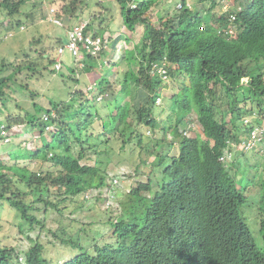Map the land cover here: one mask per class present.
I'll return each mask as SVG.
<instances>
[{
    "label": "trees",
    "instance_id": "1",
    "mask_svg": "<svg viewBox=\"0 0 264 264\" xmlns=\"http://www.w3.org/2000/svg\"><path fill=\"white\" fill-rule=\"evenodd\" d=\"M116 1L125 30L133 33L142 27L143 33L139 45L132 44L125 51L121 84L112 87L103 78L98 82V92L109 93L106 101L111 106L105 107L103 115L95 109L98 118L93 119L91 112H87L83 119L76 120L74 100L69 104H49L44 113L53 111L57 118L50 120L56 123L55 131L49 134L51 141H46L42 150L29 153L30 161L40 167L46 163L48 167L39 171L29 165L0 163V201L7 202L31 230L37 225L42 229L44 222L30 213L37 211V204L44 211L52 208L61 214L58 207L65 201L85 204V193L105 186V178H111L100 168V163L88 164L91 155L107 156L114 154L116 148L126 159H131L130 151H136L141 158L149 140L143 138L144 130L158 132L161 138L153 139V148L162 149L175 143L179 150L174 158H168L169 152H160L164 159L152 166V174L164 181H158L154 189L149 175L147 184L131 189L123 219L118 224L109 222L114 229L115 244L94 245L90 252L73 237L61 239L62 244L76 253L63 264H182L178 245L191 241L186 235L188 226L197 223L212 230L221 226L225 239L248 236L233 264H264V255L255 249L248 227L237 217L243 191L236 189L235 182L244 188L250 183L245 176L234 179L218 162L228 141L238 145L248 135L249 128H242L246 118L256 113L257 122L264 121V0H229L232 2L229 12L222 14L212 11L218 6L216 0H192V5H186L188 0H180L179 10L170 0ZM88 2L70 0L65 4L62 14L57 15L67 17L60 27L66 30L71 20L79 23L78 19L90 10ZM32 3L42 4V0H0V14L9 21L6 35L21 28V9ZM131 3L133 9L129 8ZM161 3L165 6L159 10ZM208 4L211 6L207 7ZM94 6L105 9L101 3L91 8ZM26 17L33 19L31 13ZM91 26L88 24L87 30ZM65 30L64 36L55 40L47 35L46 46H38L43 38L31 40V49L20 62H0V104L4 110L8 108L3 100L9 90L13 92L18 86L28 91L29 87L19 82L18 76L23 74L25 78L28 73L26 78L30 81L38 68L58 73L54 65L57 48L65 40ZM125 40L130 43L129 37ZM163 63L169 79L176 84V91L167 100L168 109L161 111L156 100L164 83L149 72L153 65ZM86 66L79 71L83 80L75 79L78 77L75 72L70 77L81 82L82 88L87 85L85 73L94 68ZM16 82L19 84H10ZM74 95L83 98L84 94L80 89ZM123 99L125 106H118ZM36 104L32 105L33 112L23 114L0 109V127L4 125L8 129L24 124L44 134L48 123H40L34 116ZM16 109L22 111L19 106ZM191 122L202 130L203 138L187 129ZM255 159L252 169L261 171L262 175L258 184L261 204L256 209L260 210L259 226L264 240V157L262 161L257 156ZM237 163L249 169L250 162L242 151L238 153ZM248 206L253 209L255 203ZM192 230L197 232L195 227ZM50 232L54 236L58 234ZM92 240L96 244V237L92 236ZM17 256L14 247L0 244V264H19ZM24 264L51 263L43 258L42 245L35 241L25 252Z\"/></svg>",
    "mask_w": 264,
    "mask_h": 264
},
{
    "label": "rangeland",
    "instance_id": "2",
    "mask_svg": "<svg viewBox=\"0 0 264 264\" xmlns=\"http://www.w3.org/2000/svg\"><path fill=\"white\" fill-rule=\"evenodd\" d=\"M69 1L70 0H57L55 2V0H42V4L32 3L25 5L21 9V18L23 22L21 27L23 29H14L13 34L10 37L8 36L7 38H4V36L6 35L5 26H8L9 21L8 18H4V15L0 14V62L4 61L5 64H7L12 63L13 61L20 62L22 59H26L25 56L31 49L29 42L33 39L36 40L39 38H43L40 42L41 44L38 45L39 47H42L46 46L48 43V40L46 39L47 35L54 40L57 37H63L65 28L44 21V16H46L47 11H45L46 9L43 6V2L48 5L47 8H49V5L52 4L54 5L51 7L55 6L54 8H61L63 4L68 5ZM78 1H82L87 4L89 3L88 1H90V10L84 14V17L88 15L90 17H96L100 22L96 19L97 21L92 23L94 27L100 25L106 26L110 22V36L113 37L116 34L120 33L119 31H121L126 32L125 36L129 37L130 39V43L127 41L124 42V44L117 43L120 48L118 50L117 44H115V41H112L109 47L101 53L100 59L90 60L88 64L94 68L90 73L86 74L87 77L86 75L84 76L89 82L93 81L94 83H97L101 80V78H103L109 80L112 84V87L119 86L123 79L125 64L123 62V59L121 62H115L113 58H116L117 56L118 59H120V57L123 58L124 50L132 48V44L136 46L139 45V40L141 39L143 33L142 27L139 28V30H135L133 33L124 30V27L121 25V16L119 12L114 13V11H112L113 9L107 8L111 6V0L101 1V6L106 7V10L99 6H94L93 8H91V5L93 6L96 3L98 4L99 0ZM170 1L173 2L176 7L178 4H180V0ZM220 2H222V0H216V4L219 5ZM188 4L192 5V0H188ZM229 4H232V2H230ZM159 5V10H162L165 6L164 3H161ZM199 7L201 8L202 6L199 5ZM215 8L216 7L212 8V10H214ZM213 12H215V10ZM30 13L33 16V19L26 17V14ZM42 19L44 22L41 23L39 20ZM70 22L73 23L74 20ZM70 22L69 24H71ZM65 26H67V24ZM95 32L101 36L105 35L102 30H97ZM101 56L104 57L101 58ZM62 60L65 73L64 71H62L61 74H59V72L52 74L47 70L38 68L37 73L40 74L36 75L37 73H35L32 80L30 81H27L26 78V76H28V73L26 74L25 78L22 76L23 74L21 76H18L17 78L19 79V82H24V84H27L29 88L27 89L28 91H24L16 86V89L13 92L9 90V95L7 94L8 96L3 100L8 107L7 109H5L6 112L9 111V109L11 110V112L16 111L21 114H23L24 112H33L32 105L33 103H37L35 105L36 110L34 116L37 117L39 122L41 123L43 115L45 114L44 109L48 107V104L53 105L54 103L64 102L68 98H73L72 100H74L76 120H78L79 118L83 119L88 111L96 108L99 102H96L95 98H88L87 95L86 97L78 98L76 95H74L76 94V91H79L80 89L82 90L81 82H75L72 78H70L72 77V58L67 53H65L62 57ZM109 60L111 62V65H105V61L109 62ZM6 74L4 73L3 75ZM78 78L75 77V79L77 80ZM79 80L83 79L79 78ZM118 80L120 81V83H118ZM185 82H187V80H185ZM242 82L245 83L246 79L242 80ZM77 83L80 84L78 85ZM10 84L18 85L19 83L16 82V84ZM5 88L4 92L6 91ZM83 91L85 92V88L83 89ZM175 91L176 84L172 80H168L167 83H164L162 85L159 91L161 100L158 101V105L162 107H160L161 111L168 109L170 102H168L167 100H169L170 96H172ZM70 100L71 99L66 101L64 104H69ZM125 104L126 100L123 99L121 103L118 104V106H125ZM108 105L109 107L111 106L108 101L101 103V106H98V110L101 111V113L99 114L103 115L105 113V107ZM17 106L21 107L22 111L16 109ZM0 109L2 111H5L2 104H0ZM38 110L43 112H38ZM161 111L158 113L159 115ZM251 116L252 118L246 119H258V115L256 113ZM191 117L195 118L194 115H192ZM97 124L98 123H96V125ZM97 126H100V124ZM147 132L148 131H145L144 136L150 137V134ZM196 132L200 133L198 128L195 129L194 133ZM48 133L41 134L39 129L35 128L33 130L25 125L17 127L16 131L11 135L7 132V135L10 137V142L6 143L4 142L3 138L0 139V163L8 166L29 165L33 170H45V168H42L44 166L48 167V164L44 163V166L42 165V167H40L38 163L30 161L29 153L42 150V145L45 144L46 141H51V136ZM154 143L155 141L149 138V140L145 144V153L151 159L156 158L154 157V155L157 149L153 148L152 146ZM261 150H264V145L261 146ZM130 152L132 153L131 159H126V157H124L123 154H120V151L115 148L114 154L110 153V155L108 154L107 156L103 153L99 155H91L92 159L88 162V164L92 166L100 163V168H102L106 172V174H112L119 171L120 174L126 173L128 175V173L130 172L128 175V180H126V182L122 184V187L131 190L138 182L146 181L147 172H149L150 170V165L146 166L140 164V158L136 155L138 153L136 151ZM177 153L178 151L175 147L174 149H172L169 155ZM259 156L260 161H262V156ZM244 157L250 162L248 163L249 169H242L240 170V173H242V176H245L249 181V188H252L254 184L255 186H258L259 182L261 181V171L252 169V166L255 164L256 157L253 156V154H251L250 152H247ZM252 196L256 197V193ZM250 198V196H247L246 201L249 202ZM97 207V205H89V203L84 204V202H81L80 204L79 202H76V200H67L58 207L61 213L59 214L57 210H54L52 208H48L47 211H44L42 206L37 204L35 206V209H37V211L34 210L30 213L32 215H35L40 221L44 222L45 227L41 229V227L37 225L35 228H33V230H31L28 223L20 221L18 219L19 214L15 210H13L7 202L0 201V244L12 246L16 249L17 253L23 252V255L25 256V252H27L36 241L40 245H42L43 258L49 260L51 264H62L66 259H70L73 257L74 251L72 250L70 252L71 247L62 245L61 239H68V237H73L77 242L80 241L87 250L92 252L95 245L94 241L92 240L91 234V229H93L94 233L97 232L98 234L103 236L102 239L96 241V243H98V246H101L106 242L109 243L108 235L110 233V229L107 230L106 226L104 230L103 224V222L107 220V215L102 213V210ZM243 219L245 220L257 247L263 248L261 239L262 235L258 237L260 233L259 218L252 211H248V215L245 216L243 211ZM50 230L57 231L58 234L54 236L53 233L50 232ZM93 237L95 238V235H93Z\"/></svg>",
    "mask_w": 264,
    "mask_h": 264
},
{
    "label": "clouds",
    "instance_id": "3",
    "mask_svg": "<svg viewBox=\"0 0 264 264\" xmlns=\"http://www.w3.org/2000/svg\"><path fill=\"white\" fill-rule=\"evenodd\" d=\"M101 1L102 0L98 1L99 4L101 3ZM230 2H229V0H222V2H220V4L218 6H216L217 9L216 8L214 9L215 12H217L219 14L228 13L229 9L232 5V4H229ZM178 5H181V7H179ZM178 5H177V7L175 6V8L179 10L182 8V3L180 2V4H178ZM186 5H188V3H186ZM210 5L211 4H209L208 7H210ZM63 6H64V4L61 6V9ZM219 6H220V8H219ZM224 6H226V9H224ZM133 7H134V4L131 3L129 8L133 9ZM214 10H212V11H214ZM58 14H60V13H58ZM61 14H62V12H61ZM45 17L46 16H44V18ZM59 19L61 20V23H62V21H64L65 17H63V18L60 17ZM230 19L232 20V16H230ZM44 21L47 23H51V22H48L46 19H44ZM79 23H81V22H79ZM75 24H78V23H74L72 25H75ZM72 25L69 24L68 27H70ZM57 26H60V25H57ZM61 26H63V24ZM20 29H23V28L21 27ZM67 29L65 30L64 43L66 41ZM88 31L95 34V35H99L93 31H91L90 29ZM104 34L105 35H103V36H101V35H99V36L107 39L108 43L106 45V48H104L97 55H91L84 62V67H85V65L89 66L88 63L90 62L91 59H100L101 53L109 47L110 43L113 40H115L114 37L109 35V33L108 34L104 33ZM118 49H120L119 46L117 47V50ZM125 49H127V48H125ZM125 51L126 50L123 51V57L125 55L124 54ZM68 55L70 56V54H68ZM102 57H104V56H101V58ZM122 59H123L122 57H120V59H118V56L116 58H113V60L115 62H118V61L121 62ZM72 60H73V58H72ZM105 65H108V66L111 65L110 60H109V62L105 61ZM84 67L81 69L74 67V60H73L72 71L75 72L74 74L79 75V71L84 69ZM59 71H61V72L64 71V66ZM90 72L85 73V75L90 73ZM149 74L152 77L159 76L160 80H163V83H167L168 80H170L169 76L167 74V70L165 69L164 63L153 65ZM86 77H87V75H86ZM98 82L94 83L93 81L89 82L87 80V85L82 88V91L85 88V92L83 91V94H84L83 97H86V95H87L88 98H92V99L95 98L96 102H99L98 106H101V103L108 99L109 93L101 95L97 90V85L99 84ZM92 92H94V93H92ZM69 99H73V98H68L66 101H68ZM160 100H161V98H158L156 100L157 106H159L158 101H160ZM66 101L61 102V103H65ZM98 106L96 108L92 109L91 111H88V112H91L90 113L91 115H93V119L97 118V116H96L97 113H94V112H95V109H98ZM159 107H161V106H159ZM99 113H101V112H99ZM250 118H252V117H250ZM51 119H53L55 121L57 120L56 115L53 111L50 112V114H44L43 115L41 123L42 122L48 123V125L45 127L44 134L48 133V132H49L48 134H50L51 131H55L56 123L50 122ZM245 121H247V123H245ZM242 124H243L242 128H244V127L249 128V132H248V135H249V133L253 130V128L256 125H258V126L264 125V121L262 123H259L255 119H251V120L245 119ZM22 125H24V124L12 125L8 129H6L5 126L2 125L0 127V139L3 138L4 142H6V143L10 142V137L7 135V132L11 135L12 133H14L16 131L17 127L22 126ZM196 128L199 129L200 133L196 132L197 134L196 133H194V134H196V135L200 134L199 136L202 138L203 137L202 130L197 126L196 123H194V124L192 122L189 123L187 129L189 131L195 132ZM1 131H4L5 135H2ZM145 131H148L147 133L150 134V137H146L143 135L144 139H149V138L160 139L161 138V133H158V132L153 133L152 131H149V130H144V133H145ZM187 133L188 132H186L184 134H187ZM247 136L245 138H243V142L239 143L238 145H236L235 142L228 141L227 146L222 150V152L220 153V155L218 157V162L230 174V176L233 177L234 179L242 177V173H240V170L244 169L243 167H241L237 163V157H238V153L240 151H242L244 156L247 154V152H250L251 154H253V156H255V157L257 156V158L260 157L259 155L264 157V150H261V146L264 145V140L262 142L258 143L253 148L247 149L246 145L244 144L248 138ZM175 147H176V144L173 143L172 145L168 144V145L163 146L162 149H157V151L154 155V157H156L155 159L149 158L148 155L146 153H144V155L140 158V164H143L146 166L150 165V170H149V172H147L146 181L138 182L135 185V187L139 184H147L148 176L150 175L149 183H150L152 188L156 189L159 185V184L156 185V183H158V181L162 182V181H164V179L162 178V180H161L160 177L157 178L152 174V166L158 164V162H160L161 160L164 159L163 158L164 156H161L159 154L160 152L165 151V152L170 153L172 151V149H174ZM176 148H177L178 153L173 154V155L171 154L170 156H168V158H174V157L178 156L179 150H178V147H176ZM129 173H128V175H129ZM236 174H238V175H236ZM107 175H108V177H111V178H107V177L105 178L104 181H106V185L103 187H98V188L92 189L89 192L85 193V198H86V204L89 203V205H97L98 206L97 208H100L102 210V213L107 215V220H105L103 222V224H104V230L107 226V230L110 229V233L108 235L109 236V243L106 242L105 244H111V243L115 244L116 240L114 239V236L112 237V232L114 231V229L112 228V225L109 222H111L112 224H118L120 222V220L123 219L124 209H125L124 204L127 203L128 199H129L128 195L131 192V190H129L125 187H122V184H124L126 182V180H128V175L126 173L120 174V172L117 171V172H114L112 174L107 173ZM235 183L237 184L236 189L237 190L241 189L243 191L241 193L243 203L241 204V206L239 208V216H237V217H240L241 220L243 221V223L247 226L245 220L243 219V211H244L245 216L248 215V211H252L253 213H255V215L258 218L260 217V210L256 209V205L261 204L259 187L255 186V184H254L252 188H249V187L244 188L241 185H239L237 182H235ZM255 193H256V197L252 196ZM146 195L147 194H145V196ZM247 196L251 197L249 202L246 201ZM250 202L255 203V208L251 209L250 206H248V203L250 204ZM261 212L263 214V211H261ZM259 223H260V219H259ZM95 224H93V225H95ZM193 227L196 228L197 232H194L192 230ZM188 228L189 229L187 230L186 235L191 239V241H190L191 243L187 242V241H182L181 244L178 245V247H181L180 253H181L182 258H183L182 264H233V262L235 261L236 253H238L239 251L242 250V248L244 247V243L247 244L246 238L248 236L245 238V235L240 236V237L230 236L227 239H225V237H224L225 234H224L221 226H217L216 228H214L212 230L209 226H203V225H199L197 223V224L189 225ZM91 230H92L91 234H92V236L95 235L96 241H98L99 239H102V237H103L102 235L98 234L97 232L94 233L93 229H91ZM259 231H260V226H259ZM260 235H262L261 232L259 233L258 237H260ZM249 236L251 237L252 241L254 242V244L256 246L255 249L257 251H259L262 255H264V240H263V238L261 237L263 248H258L253 237H252V235H251V233L249 234ZM69 238L70 237H68V239ZM68 239H65V240H68ZM249 244H251V243L249 242ZM62 245L69 247L67 244H62ZM95 245L98 246V243H96ZM71 251H72V249H70V252ZM73 251H74L73 257H75L76 256L75 250H73ZM17 260H18L19 264L25 263V256L23 255V252L18 253ZM68 260L69 259H66L64 262H66ZM47 261H49V260H47Z\"/></svg>",
    "mask_w": 264,
    "mask_h": 264
},
{
    "label": "built area",
    "instance_id": "4",
    "mask_svg": "<svg viewBox=\"0 0 264 264\" xmlns=\"http://www.w3.org/2000/svg\"><path fill=\"white\" fill-rule=\"evenodd\" d=\"M57 0H55L56 2ZM60 1V0H59ZM43 4H45L43 2ZM47 9L45 19L56 25H62L61 20L57 17L58 13H61V8L51 7ZM181 7V5H178ZM226 9V6H224ZM232 20L234 18L232 17ZM10 37L11 34H7L4 38ZM108 41L106 38H102L99 35H95L87 30V23L81 22L68 27L66 31V41L63 45L57 48V57L54 68L59 71L63 67L61 56L68 52L74 60V67L83 68L84 62L91 56L97 55L104 48H106ZM247 123V121H245ZM2 135H5L4 131H1ZM247 140L244 143L247 149H251L258 143L264 140V125H256L253 130L247 136Z\"/></svg>",
    "mask_w": 264,
    "mask_h": 264
},
{
    "label": "crops",
    "instance_id": "5",
    "mask_svg": "<svg viewBox=\"0 0 264 264\" xmlns=\"http://www.w3.org/2000/svg\"><path fill=\"white\" fill-rule=\"evenodd\" d=\"M111 6H109V7H107V8H109V9H113L112 11H114V13H116V12H119V14H120V11H119V4H117V1H115V0H111ZM43 6L45 7V11H47V4L45 3V4H43ZM49 7H50V5H49ZM105 9H106V7H104ZM102 16V15H101ZM121 16V15H120ZM84 15H82L79 19H78V21L79 22H86L87 24H92L93 22H95V21H97L98 19L95 17H90L89 15L88 16H86V17H84ZM65 18H67V17H65ZM97 19V20H96ZM41 23L42 22H44L43 21V19L42 20H39ZM72 21V20H71ZM99 21V20H98ZM76 21H74L73 23H71L70 25H72V24H74ZM100 22V21H99ZM121 25L123 26V23H122V17H121ZM109 27V29L111 28V25H110V22L105 26H97V27H94L93 25L91 26V28H90V30L91 31H93V32H95V31H97V30H102L104 33H110L111 32V30H109V29H107ZM122 30V29H121ZM124 30H125V28H124ZM120 33H118V34H116L115 36H113L114 37V39L115 40H113V41H115V44H124V42H126V40H125V35H126V32H121V31H119ZM117 44V46H119ZM72 70V69H71ZM71 72H73V71H71ZM64 73H65V70H64ZM63 73V74H64Z\"/></svg>",
    "mask_w": 264,
    "mask_h": 264
}]
</instances>
